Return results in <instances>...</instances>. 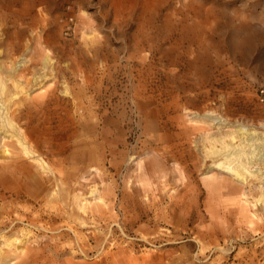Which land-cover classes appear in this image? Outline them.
Wrapping results in <instances>:
<instances>
[{
    "label": "rangeland",
    "instance_id": "374dc122",
    "mask_svg": "<svg viewBox=\"0 0 264 264\" xmlns=\"http://www.w3.org/2000/svg\"><path fill=\"white\" fill-rule=\"evenodd\" d=\"M0 76V264H264V0H0Z\"/></svg>",
    "mask_w": 264,
    "mask_h": 264
},
{
    "label": "bare ground",
    "instance_id": "6f19581e",
    "mask_svg": "<svg viewBox=\"0 0 264 264\" xmlns=\"http://www.w3.org/2000/svg\"><path fill=\"white\" fill-rule=\"evenodd\" d=\"M49 58V56H48ZM49 60L50 59H47L46 60V64L49 63ZM17 77V76H16ZM10 80H12V82L14 83V86L17 88V90H21V84L19 82V80H15L13 79L12 77L10 78ZM8 87L6 85V82H4L0 76V96H5L6 95V98L8 99H13V95L11 96L8 92ZM19 92V91H18ZM26 95V94H25ZM3 102V101H1ZM0 102V103H1ZM12 104V103H11ZM4 114V113H3ZM2 129V128H1ZM2 133V132H1ZM4 133V132H3ZM237 133L239 134L238 136L235 135V134H226L224 137H222L220 140H225L226 138H230V140L233 142L237 139V137H244L242 140H241V143L238 145V147H240L239 149H242L246 155V159L248 158L249 155H255L257 153V156L260 154L261 150H263L261 147L257 146L256 143L254 142L253 138L251 137L250 138V135L248 132H246L245 128L241 127L238 129ZM7 135V134H6ZM4 137V136H3ZM12 138V137H11ZM217 140V139H216ZM225 141L222 143L224 144ZM228 147V146H226ZM237 147V146H236ZM26 149V148H25ZM237 149V148H236ZM31 152V151H30ZM243 153L238 149L237 151L235 152H227V153H223L221 158L224 159L225 161L235 155L236 156V159L233 160L232 162L231 161H226L223 163H220L219 166L222 167L223 169H226L228 170L229 172L231 173H234L236 176H238L239 178L241 179H244L246 176H245V172L249 171L248 169V165L246 163H244V156L242 155ZM261 156L263 157L264 156V153L261 154ZM39 162H42L41 160H38ZM235 162V165L232 166V164ZM257 177V176H256ZM263 196H264V193L262 194L261 196V199H259L258 201H263ZM257 202V201H256ZM15 243L14 241L12 242H8L7 245H11ZM0 255L1 252H0Z\"/></svg>",
    "mask_w": 264,
    "mask_h": 264
},
{
    "label": "built area",
    "instance_id": "2783aa9c",
    "mask_svg": "<svg viewBox=\"0 0 264 264\" xmlns=\"http://www.w3.org/2000/svg\"><path fill=\"white\" fill-rule=\"evenodd\" d=\"M256 99L258 104L264 110V84L260 85L256 90Z\"/></svg>",
    "mask_w": 264,
    "mask_h": 264
}]
</instances>
